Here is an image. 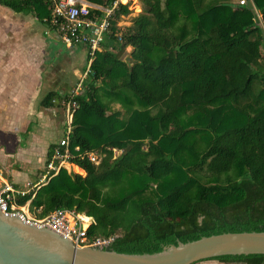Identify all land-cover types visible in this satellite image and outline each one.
I'll use <instances>...</instances> for the list:
<instances>
[{
    "label": "trees",
    "instance_id": "obj_1",
    "mask_svg": "<svg viewBox=\"0 0 264 264\" xmlns=\"http://www.w3.org/2000/svg\"><path fill=\"white\" fill-rule=\"evenodd\" d=\"M138 1L124 29L118 22L131 10L115 9L75 96L69 160L83 174L60 168L31 206H42L39 217L85 213L90 237L112 238L106 249L121 253L264 231V0ZM0 4L52 28L49 0ZM61 100L50 92L41 104ZM208 259L264 264L262 253Z\"/></svg>",
    "mask_w": 264,
    "mask_h": 264
},
{
    "label": "crops",
    "instance_id": "obj_2",
    "mask_svg": "<svg viewBox=\"0 0 264 264\" xmlns=\"http://www.w3.org/2000/svg\"><path fill=\"white\" fill-rule=\"evenodd\" d=\"M129 48L131 49H126ZM79 54L82 57L81 62L85 63L82 69L86 70L88 49L82 46L65 47L54 32L34 14L17 13L0 4V145L6 151L18 149L19 155L23 154L21 162L26 170L21 175L13 171L8 177L3 175L1 165L0 171L8 182L18 188H25L28 183H39L38 188L44 184L40 182L48 162L47 151L50 145H56L63 136L65 122H60L57 113L62 105L46 107L41 102L50 92L57 93L60 98L70 94L77 84L76 79L81 76L78 75L80 67H71L65 89L57 87L55 85L60 81V59L61 56L69 59ZM58 88L61 90H57ZM53 102L56 103L55 100ZM63 112L65 115V110ZM30 120L38 121L39 128L49 129H44L41 133L33 132L31 136L28 134L25 146L21 137L31 132ZM53 134L59 135L58 140L53 143L49 144L42 138ZM39 149L41 155L35 160L36 151ZM36 162H42L43 165L36 167V174L30 177L27 170L35 167ZM69 167L73 170L79 168L75 164ZM197 264L235 263L204 259Z\"/></svg>",
    "mask_w": 264,
    "mask_h": 264
},
{
    "label": "built area",
    "instance_id": "obj_3",
    "mask_svg": "<svg viewBox=\"0 0 264 264\" xmlns=\"http://www.w3.org/2000/svg\"><path fill=\"white\" fill-rule=\"evenodd\" d=\"M128 1L115 0L112 5L106 6L91 3L87 0H49L51 8L49 22L52 26L50 30L54 32L65 47L82 46L88 49L90 59L87 63L85 76L86 72L89 71L95 51L100 50L102 41L106 34L110 32L115 9L120 3L129 4L130 1ZM132 1L138 2V0ZM246 1L239 0L238 3L244 5ZM82 81L79 82V85H82ZM77 90H79V87L76 85L70 94L61 100L60 104L63 105L65 110L64 133L54 147L40 183L46 184L60 168L69 171V165H73L69 160L71 157L69 142L73 114L79 106L75 100V96L78 94ZM87 157L95 164L98 161V155L95 152L88 153ZM38 184L31 185L28 183L25 188H18L8 182L0 171V210L5 214L18 216L26 223L52 229L70 239L77 247H100L103 249L108 247L112 238L90 237L88 228L93 223V218L85 213L69 208H56L42 217H39L37 213L33 214L31 212V201L39 189ZM27 194H30V198L22 204L19 203L18 200ZM34 208L37 212L42 210V206Z\"/></svg>",
    "mask_w": 264,
    "mask_h": 264
},
{
    "label": "water",
    "instance_id": "obj_4",
    "mask_svg": "<svg viewBox=\"0 0 264 264\" xmlns=\"http://www.w3.org/2000/svg\"><path fill=\"white\" fill-rule=\"evenodd\" d=\"M252 253L264 254V231L223 232L179 241L160 252L121 253L77 247L52 229L0 210V264H194L219 255Z\"/></svg>",
    "mask_w": 264,
    "mask_h": 264
},
{
    "label": "rangeland",
    "instance_id": "obj_5",
    "mask_svg": "<svg viewBox=\"0 0 264 264\" xmlns=\"http://www.w3.org/2000/svg\"><path fill=\"white\" fill-rule=\"evenodd\" d=\"M129 1H128L129 2L128 7L131 10V13L128 14V15L123 16L122 19L118 22V26H120L122 29H124L125 27H127L130 24L131 17L133 15H135L139 11V8H140L139 1L138 2H135V1H132V0H129ZM238 1L239 0H233V2H235V3H238ZM130 51H131L130 48L129 49H126V52L122 55L123 57L126 56V58H125L126 60H127V57L129 55ZM62 57H64V56H61V59H60L61 60V62H60V66H61L60 81H59V84L58 85H55V86L61 87L63 89L66 88L64 85H65L66 81L69 78V74H70L71 67H73L75 65V66L80 67V69H79V72L80 73H78V75L80 76V74H81V76L80 77L78 76L79 78L76 79V82H77L76 85L79 87V90H77V91L79 92L80 89L83 86V84L82 85L81 84L79 85V82H81V80H83L85 78V70L82 69L83 68V65H85V63L81 62V59H80L81 56H80V54H79V56H76V57H73V58L72 57H69V59L68 58L67 59H64ZM76 85L74 86V88L76 87ZM57 90H61V89L58 88ZM102 99H103V101H107V99H105L103 97H102ZM58 106H61V104H59ZM110 106L113 107L114 109L121 108L119 105L114 104V103H111ZM63 109H64V107L62 105L61 107H59V109L57 111L58 117H59V120H60L61 123H63V121L65 122V115H64V112H63L64 110ZM155 111L156 110H153V113ZM30 121H31L30 122L31 123L30 124L31 127L29 129H30L31 132L30 133L28 132L25 136L21 137V138H23L22 141H24V145L25 146H26V143L25 142H26L28 136H31V134L33 132L34 133H36V132L41 133V132H43L44 129H46V130L49 129L48 127L47 128L46 127L39 128L38 127V121H35V120H30ZM42 138L45 139L46 141H48L49 144H50V143H53V142L57 141L58 138H59V135L58 134H55V135L53 134V136H45V137H42ZM2 147L3 146L0 145V151H1L0 152V156L2 155L0 157V165H1V170L3 172V175L5 177H8L9 174L12 173L13 171H14V173H18V174L20 173L19 175H21V173H23V171H26L25 168H24V166H23V164H22V162H21V161H23V154L19 155L18 149H16L15 151H6V150H3ZM40 151H41V149H39V150L36 151L35 160H37L40 157V155H41V152ZM119 153H120V150L114 149V155L115 156L118 155ZM39 163H41V164H39ZM39 163L36 162L37 165L35 167L30 168L29 170H27V173L29 174L30 177L36 174V172H37V170H35L36 167L43 165L42 162H39ZM68 168L70 169V167H68ZM77 170H78L77 168H75L74 170L71 168L69 171L70 172H75V173H82V172H79ZM34 207L35 206H32L31 207V212L33 214H35V208ZM195 264H197V263H195Z\"/></svg>",
    "mask_w": 264,
    "mask_h": 264
}]
</instances>
